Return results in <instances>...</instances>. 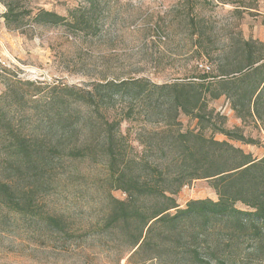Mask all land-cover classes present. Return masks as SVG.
<instances>
[{
  "label": "rangeland",
  "instance_id": "1",
  "mask_svg": "<svg viewBox=\"0 0 264 264\" xmlns=\"http://www.w3.org/2000/svg\"><path fill=\"white\" fill-rule=\"evenodd\" d=\"M8 7L10 25L3 17ZM40 10L74 11L79 17L90 15L91 22L84 29L37 22L34 15ZM240 39L264 43V0H0V179L17 178L18 189L35 187L27 177L45 171L36 186L41 193L35 207L64 213L76 229L72 238L53 234L32 216L0 204V264H158L143 261L144 251H126L115 234L95 230L109 193L104 128L101 118H85L94 106L83 103L81 91L107 80L181 81L215 68L223 51ZM197 47L206 57L198 55ZM120 94L105 97L101 111L110 109L120 117L128 101L126 93ZM144 102L137 95L132 103L137 120L120 124L122 134L133 141L135 133L159 126L143 120ZM208 107L225 116L226 127L240 126L257 140L256 145L232 144L253 157L264 154V130L258 123L243 125L224 97ZM178 120L182 130L196 126L184 114ZM63 134L58 148L50 149ZM81 139L92 145L90 156L70 159L65 151ZM144 140H149L147 133ZM37 148L39 161L50 163L45 170L40 162L17 166ZM111 193L125 196L120 190ZM175 197L184 207L188 200H216L217 195L208 180L196 179Z\"/></svg>",
  "mask_w": 264,
  "mask_h": 264
},
{
  "label": "trees",
  "instance_id": "2",
  "mask_svg": "<svg viewBox=\"0 0 264 264\" xmlns=\"http://www.w3.org/2000/svg\"><path fill=\"white\" fill-rule=\"evenodd\" d=\"M12 15L8 7L3 15L7 25L11 24ZM34 20L71 27L83 25L80 28L84 29L90 25L91 16L79 17L74 11L60 15L40 10ZM200 36L197 38L201 39ZM195 50L200 57H206L198 47ZM222 56L215 68L202 69L181 81L158 84L144 78L107 80L81 91L83 103L94 106L85 118H101L104 128L102 154L106 156L109 193L95 230L115 234L117 243L126 251L146 252L143 261L264 263V154L253 157L232 144L238 141L256 145L257 140L246 136L240 126L226 127L225 116L208 107L210 101L224 97L243 125L252 121L264 130V43L240 39L225 49ZM122 92L127 94L128 101L122 106L120 117L111 114L110 109L101 111L105 97ZM137 95L145 101L143 120L159 125L144 132L148 134L147 141L142 130L135 133L134 141L120 131L123 120H137L132 104ZM180 114L195 119L196 126L182 130ZM56 115L63 118L60 110ZM216 134L224 139H216ZM64 135L50 149H57ZM78 142L65 151L70 159L90 156L92 145L85 139ZM40 156L37 148L22 156L17 166L37 164ZM45 164L41 163L42 170L46 169ZM43 173L27 178L38 186ZM16 179H0V204L32 216L53 234L75 236L76 229L64 213L35 207V198L41 193L38 187L18 189ZM196 179L209 181L216 200L191 199L179 207L175 195ZM114 189L122 191L124 198L114 197L111 193Z\"/></svg>",
  "mask_w": 264,
  "mask_h": 264
},
{
  "label": "built area",
  "instance_id": "3",
  "mask_svg": "<svg viewBox=\"0 0 264 264\" xmlns=\"http://www.w3.org/2000/svg\"><path fill=\"white\" fill-rule=\"evenodd\" d=\"M0 62H1L2 64H4V61H2L1 59H0Z\"/></svg>",
  "mask_w": 264,
  "mask_h": 264
}]
</instances>
